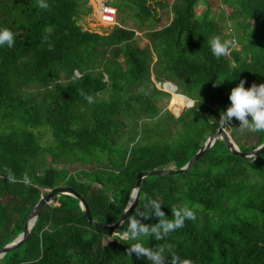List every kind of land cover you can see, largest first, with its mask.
I'll list each match as a JSON object with an SVG mask.
<instances>
[{
  "label": "trees",
  "instance_id": "trees-1",
  "mask_svg": "<svg viewBox=\"0 0 264 264\" xmlns=\"http://www.w3.org/2000/svg\"><path fill=\"white\" fill-rule=\"evenodd\" d=\"M198 1L116 0L117 15L127 14L121 21L127 17L133 26L93 24L111 28L100 35L77 24L92 13L88 0H46L48 10L38 0H0V28L15 34L14 47H0V249L24 231L39 199L58 187L76 191L94 221L115 223L137 173L182 168L220 128L212 120L230 105L231 89L240 80L245 88L264 83V0H218L246 36L238 39L240 51L220 59L208 41L231 39L232 32L225 35L206 14L197 19ZM145 26L151 51L134 44ZM151 71L157 82L165 79L178 88L162 114L151 101L168 95L154 87ZM30 85L43 90L42 98L23 94ZM189 99L201 101L198 109L187 107ZM238 126L233 120L224 129L240 152L264 143V132L240 135ZM41 129L52 147L41 146ZM62 157L89 167L70 175L53 167ZM102 159L107 168L100 167ZM25 174L30 186L23 183ZM148 199L161 201L168 219L173 207L196 213L195 221L186 220L163 240L142 238L145 247L164 246L169 262L177 256L193 264H264V152L242 159L217 140L187 173L143 179L129 216L144 211ZM127 218L117 231L126 230ZM113 233L91 227L74 198L57 195L25 242L0 264H151L128 256L133 241Z\"/></svg>",
  "mask_w": 264,
  "mask_h": 264
},
{
  "label": "clouds",
  "instance_id": "clouds-1",
  "mask_svg": "<svg viewBox=\"0 0 264 264\" xmlns=\"http://www.w3.org/2000/svg\"><path fill=\"white\" fill-rule=\"evenodd\" d=\"M38 7L44 10L49 9L46 0H38ZM209 46L212 55L217 59L231 54V49L236 46L235 40H221L219 37H212L209 41ZM15 34L8 28H0V47L7 46L14 47ZM245 80H240L239 84L233 87L229 94L230 105L225 111H221L219 120L213 118V123H218L220 128H225L232 125V121L239 122L237 131L240 135L246 133H261L264 132V83L257 85L253 83L250 87L245 88ZM83 95V93H81ZM91 103L93 98L85 96ZM201 101L189 99L187 102L188 108L198 109ZM264 149V145H260L256 151ZM251 160L255 159L254 154L248 157ZM10 182L14 181V177L9 174ZM25 186L31 185V180L27 174L23 177ZM137 198L136 190L133 189L132 199ZM144 211L137 210L134 216L127 218V228L123 232L114 231V235L119 240L133 241L127 249L128 256H135L138 259H146L151 264H193L191 260H181L177 256H173L169 262L165 255L166 249L164 246L157 248L145 247L142 238L153 236L156 240H163L169 236L170 233L182 228L186 220L195 221L197 219L196 213L188 206L173 207L171 209L172 219L167 218V214L162 210V202L157 199H148L144 205ZM131 210V209H128ZM157 220L154 225L145 223V220Z\"/></svg>",
  "mask_w": 264,
  "mask_h": 264
},
{
  "label": "rangeland",
  "instance_id": "rangeland-1",
  "mask_svg": "<svg viewBox=\"0 0 264 264\" xmlns=\"http://www.w3.org/2000/svg\"><path fill=\"white\" fill-rule=\"evenodd\" d=\"M115 1L116 0H109L107 4L113 7V6H115ZM155 2H159L160 4H163L165 2H167L168 4H172L174 2V0H155ZM157 11L158 12L160 11L162 13L160 8H157ZM203 14H206L208 20H210L214 24H216V26L219 28V30L224 32L225 35H227L228 33L232 32V37H231L230 40H235L236 41V46L231 49V53L233 51H240L241 44H239L238 39H242L243 38V40H245L246 36L243 37V34L241 33V30L235 29L233 27V25L230 23V21L228 20V16L230 14V9L227 8L225 5L221 4L218 0H199L198 3L195 6L196 18L199 19ZM124 15H127V14H123L120 17L118 15L116 16V18H115L116 19L115 20L116 21L115 26L118 25L120 27L129 28V29L132 28L133 22L131 21V19L126 17L123 21H121V17H123ZM93 16H94V14L91 13L90 15L79 17V19L77 21V24L80 25L84 31H88V32H91V33H98L100 35L108 34V32H109V30L111 28L110 29H100V28H95L94 27L93 24H96V20L94 19ZM169 16L172 17L173 15L169 14ZM155 28L156 29H160L161 26L156 25ZM147 32H148L147 26L142 28V30H140L135 35L134 44L136 46H138L139 48H145L146 47V48H148L151 51V49H150V41L148 40V36L145 35ZM235 33H237V37L238 38L235 36ZM230 55H228V56H230ZM118 60L120 62H122L123 61V57L122 56L119 57ZM155 62H156V58L152 54V61L150 63V66L153 67ZM150 81L154 84V87L158 91L162 92L161 87H159V85L157 84L158 82L155 80L153 71H151ZM165 82H167V81L165 79H163L159 83H165ZM148 86L151 87L150 84H148ZM165 87H167L170 90L173 89V86L168 85V84ZM22 92L25 95H36L38 99L42 98V96L44 95L43 90L35 87L34 85H30L29 87L23 89ZM130 92H131L132 95H136V93L139 92V88L138 89L134 88ZM166 94L168 96L156 95L151 101L152 104L158 110H160L161 114L164 113V112H167L169 110V103H170L171 95L169 93H166ZM100 97L103 98V99H107V96L105 94L101 95ZM132 105L135 106V103L133 102ZM138 123H141V121H139ZM126 124H127L126 128H128L129 122L126 121ZM39 131L41 133V139H40L41 146L44 147V148L52 147L53 144H51L52 142H51V138L49 136V133H47V131H45L44 129H41ZM36 133H38V132H36ZM120 140L121 139H119L118 141H120ZM49 160L50 159H49V156H48V158H47L48 165H50ZM106 163H107V161L105 159H102L100 161V167L107 168V164ZM53 167H55L58 170H67L70 173V175H74L79 170L88 168L89 166H85V167L82 166L80 164V162L78 160H75L74 158L68 157V160H67L66 158L62 157V158H58L57 159V162L53 165ZM113 236H114V234H113ZM108 240H110V238H108Z\"/></svg>",
  "mask_w": 264,
  "mask_h": 264
},
{
  "label": "water",
  "instance_id": "water-1",
  "mask_svg": "<svg viewBox=\"0 0 264 264\" xmlns=\"http://www.w3.org/2000/svg\"><path fill=\"white\" fill-rule=\"evenodd\" d=\"M159 87L163 86L164 84H168L173 86L174 91L177 92V86L174 85L172 82L167 81L165 83H157ZM162 92L168 93L161 87ZM217 140H222L228 150V152L233 155V156H239L242 159H248L249 155L254 154L255 159L257 158L258 155L264 152V149H260L259 151H256L257 148L254 150H251L249 152L242 153L239 151L237 148L236 144L233 142L229 132L224 129V128H219L214 134L210 135L205 142L203 143L202 147L195 153V155L189 160L187 164H185L182 168L180 169H172V170H153V171H145V172H139L136 174V184L134 189L136 190L137 198L135 201L132 199V194L133 190L130 194L129 200L127 202V205L125 207V210L121 214L120 218L112 224H102L100 222H96L92 219L90 211L88 206L86 205L84 199L72 188H64V187H58L53 190H49L44 196H42L33 210L30 212V214L26 217L25 224H24V231L19 234L12 242L4 246L3 248L0 249V259L4 257L5 254L8 252L17 249L20 247L25 240L28 238L30 231L32 227L34 226L37 217L39 216L41 210L50 204L52 199L57 196V195H67L72 198H74L83 212V215L87 218L88 224L98 230H109V231H117L119 230L123 223L125 222L126 218L130 215V213L134 210L136 207L138 200H139V195L142 187V180L148 177H155V176H171L174 174H184L187 173L190 168L195 164V162L206 152L208 151ZM264 145V143L262 144ZM254 159V160H255ZM131 209V210H128Z\"/></svg>",
  "mask_w": 264,
  "mask_h": 264
},
{
  "label": "built area",
  "instance_id": "built-area-1",
  "mask_svg": "<svg viewBox=\"0 0 264 264\" xmlns=\"http://www.w3.org/2000/svg\"><path fill=\"white\" fill-rule=\"evenodd\" d=\"M109 0H88V5L92 8L94 19L97 24L115 26L117 11L112 6L108 5Z\"/></svg>",
  "mask_w": 264,
  "mask_h": 264
},
{
  "label": "bare ground",
  "instance_id": "bare-ground-1",
  "mask_svg": "<svg viewBox=\"0 0 264 264\" xmlns=\"http://www.w3.org/2000/svg\"><path fill=\"white\" fill-rule=\"evenodd\" d=\"M167 84H164L163 86H161V87H163V89H165V91L166 92H168L169 94H171L172 96H175V94H176V91H174L173 89L172 90H170V89H168L167 87H165Z\"/></svg>",
  "mask_w": 264,
  "mask_h": 264
}]
</instances>
